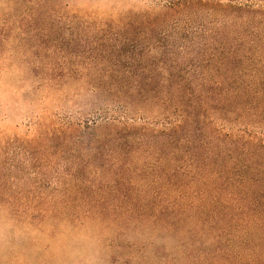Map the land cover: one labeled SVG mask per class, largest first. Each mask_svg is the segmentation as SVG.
I'll return each mask as SVG.
<instances>
[{
	"label": "trees",
	"instance_id": "16d2710c",
	"mask_svg": "<svg viewBox=\"0 0 264 264\" xmlns=\"http://www.w3.org/2000/svg\"><path fill=\"white\" fill-rule=\"evenodd\" d=\"M161 2L92 23L88 80L74 77L81 69L56 74L49 65L38 82L54 93L85 90L79 113L99 121L83 126L90 146L127 143L121 159L145 146L160 151L141 158L171 197L144 219L159 228L165 217L168 230L184 233L185 260L170 264H264V1ZM194 12L204 21L189 37L194 24L175 16ZM76 130L51 124L41 140L67 142Z\"/></svg>",
	"mask_w": 264,
	"mask_h": 264
},
{
	"label": "rangeland",
	"instance_id": "374dc122",
	"mask_svg": "<svg viewBox=\"0 0 264 264\" xmlns=\"http://www.w3.org/2000/svg\"><path fill=\"white\" fill-rule=\"evenodd\" d=\"M161 1L170 0H0V264L185 260L184 233L168 230L165 217L159 228L144 219L165 211L171 197L141 158L160 151L145 146L140 155L131 152L132 159H121L131 150L127 143L90 146L92 133L83 126L99 121L79 113L85 90L54 93L39 84L45 78L41 69L49 65L56 74L63 67L81 69L74 77L88 80L82 74L89 58L84 52L96 35L92 23L116 20L128 11L157 10ZM202 17L197 12L175 16L194 24L185 33L189 37ZM215 19L230 26L223 17ZM148 121L150 128L162 125ZM65 122L78 124L80 131H69L63 137L67 142L41 140L47 126ZM100 130L96 133H104Z\"/></svg>",
	"mask_w": 264,
	"mask_h": 264
}]
</instances>
